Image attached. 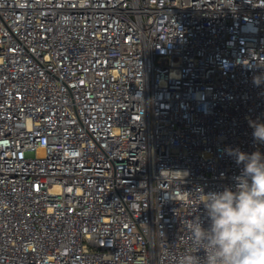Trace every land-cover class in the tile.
<instances>
[{"label":"built area","instance_id":"2783aa9c","mask_svg":"<svg viewBox=\"0 0 264 264\" xmlns=\"http://www.w3.org/2000/svg\"><path fill=\"white\" fill-rule=\"evenodd\" d=\"M250 121L264 0H0V264H179Z\"/></svg>","mask_w":264,"mask_h":264},{"label":"clouds","instance_id":"9594fccd","mask_svg":"<svg viewBox=\"0 0 264 264\" xmlns=\"http://www.w3.org/2000/svg\"><path fill=\"white\" fill-rule=\"evenodd\" d=\"M253 82L260 83L259 77ZM252 136L264 143V123L250 121ZM242 165L233 187L203 193L208 226L200 218L189 224L195 252L179 264H264V153L229 150ZM203 253L201 256L199 253Z\"/></svg>","mask_w":264,"mask_h":264}]
</instances>
